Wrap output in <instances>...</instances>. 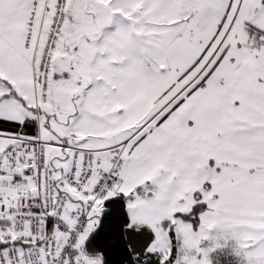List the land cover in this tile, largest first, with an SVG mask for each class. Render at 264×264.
<instances>
[{
    "label": "snow or ice",
    "instance_id": "6c2138e0",
    "mask_svg": "<svg viewBox=\"0 0 264 264\" xmlns=\"http://www.w3.org/2000/svg\"><path fill=\"white\" fill-rule=\"evenodd\" d=\"M0 264H264V0H0Z\"/></svg>",
    "mask_w": 264,
    "mask_h": 264
}]
</instances>
